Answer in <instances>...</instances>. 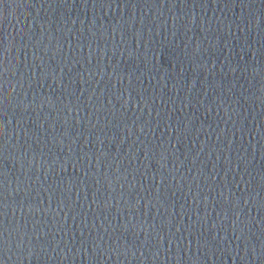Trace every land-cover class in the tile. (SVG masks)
Listing matches in <instances>:
<instances>
[{
    "label": "water",
    "instance_id": "1",
    "mask_svg": "<svg viewBox=\"0 0 264 264\" xmlns=\"http://www.w3.org/2000/svg\"><path fill=\"white\" fill-rule=\"evenodd\" d=\"M0 264H264V0H0Z\"/></svg>",
    "mask_w": 264,
    "mask_h": 264
},
{
    "label": "snow or ice",
    "instance_id": "2",
    "mask_svg": "<svg viewBox=\"0 0 264 264\" xmlns=\"http://www.w3.org/2000/svg\"><path fill=\"white\" fill-rule=\"evenodd\" d=\"M0 195H2V193H0Z\"/></svg>",
    "mask_w": 264,
    "mask_h": 264
}]
</instances>
